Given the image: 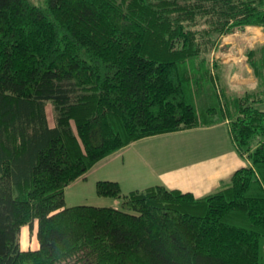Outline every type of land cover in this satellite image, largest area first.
<instances>
[{
	"label": "trees",
	"instance_id": "1",
	"mask_svg": "<svg viewBox=\"0 0 264 264\" xmlns=\"http://www.w3.org/2000/svg\"><path fill=\"white\" fill-rule=\"evenodd\" d=\"M247 26L264 0H0V264H264V43L241 94L212 57ZM220 123L247 164L216 192L101 180L120 208L65 205L127 145Z\"/></svg>",
	"mask_w": 264,
	"mask_h": 264
},
{
	"label": "rangeland",
	"instance_id": "2",
	"mask_svg": "<svg viewBox=\"0 0 264 264\" xmlns=\"http://www.w3.org/2000/svg\"><path fill=\"white\" fill-rule=\"evenodd\" d=\"M30 2L40 7H43L45 5V0H30ZM245 31L238 32L234 35L225 36V43L228 44V46H232L233 50H236L235 53L231 51L232 49L230 50L231 56L225 54V52H223V54L221 55L218 54V59H220V61L223 62L225 65H230L231 63H233L237 64V66H242L244 68V63H246V58L243 56L245 49L257 44L254 39L256 35H254V33H247ZM214 54L212 55V57H215ZM224 75L227 76V74L225 73ZM231 81L237 83L239 81L241 84H244L243 86H245V84L249 81V77L243 76L241 74V76H238V78L237 76H235V78H232ZM242 88L244 89L246 87ZM241 93H243V91L238 94ZM46 110L48 111V118L51 123L52 109L51 107H47ZM224 125L226 124L224 123ZM222 132L223 140L221 143H225L226 141H229L227 136L228 133L225 127L222 129ZM160 136H165L162 139L157 138L158 140L163 141L164 143H155V149L157 150V154L163 155L165 159L159 161L156 167L160 170L159 166L160 164H162L164 169H171L169 170V174L167 177L168 180H166L167 178H165V181H171L169 182V186L180 188L184 191L190 190L193 191L196 195H201L202 182L200 181L202 171H204V167H202V164L208 163L211 160L209 156H206L205 151L206 149H208L207 146L210 147L211 137H216V143L219 144L222 138L219 139V136L216 135L213 130H208L205 134L201 131H198L197 128L176 132L173 134H162ZM157 137H159V135H157ZM149 141L150 140L142 143L135 142L129 145V147L122 149V151L120 149L107 156L99 163H95L96 167H94V170H91L86 175V177L88 178L87 180H76L71 183L67 188H65V205L68 207L73 205L84 204L97 207L111 206L120 208V201L118 199L112 198L110 196H99L97 194L96 182L101 180L119 182L122 187V193H128L129 189L133 187L143 189L147 186L160 184L162 178H160V175L154 173L153 169H151L152 166L149 162V164H146L147 170L149 171H146L142 168V166H145V164L144 161L141 159V156H143L144 153H147L148 156V151L152 147H154V144ZM147 144L151 145L150 149L147 148ZM222 146L228 148L227 145H221V147ZM217 147H219V145H217ZM168 149H170L171 151H169ZM164 150H166L165 153H162V151ZM157 162L158 161H156V163ZM241 162L242 164L240 167H243L247 164V160L244 158H241ZM170 163H176L180 165L173 166ZM194 164H201L199 166H201L202 168L200 169V174L198 176L193 177L191 176V173L187 171L182 173L181 165L186 166V168L189 170H192ZM180 174L184 177H181ZM209 179H212L211 175L207 176L205 180ZM164 185L167 186L166 184ZM216 191L217 190H214L212 188L210 193H214ZM34 233V231L31 233L28 227H23L20 235V244L22 248H35L37 246Z\"/></svg>",
	"mask_w": 264,
	"mask_h": 264
},
{
	"label": "crops",
	"instance_id": "3",
	"mask_svg": "<svg viewBox=\"0 0 264 264\" xmlns=\"http://www.w3.org/2000/svg\"><path fill=\"white\" fill-rule=\"evenodd\" d=\"M243 31H245L247 33L248 32L249 33H254V35H256L254 39H255V42L257 44L264 43V33L262 32L260 27L247 26V27H245L244 30L236 31L235 33L230 34V35H234V34H236L238 32H243ZM226 36H228V35H226ZM224 39H225V36L222 37L221 43L218 45V48L215 51L214 55H215L216 59L219 58L218 54L221 55V54H223V52H225V54L231 56L230 50L232 49V46H228V44L225 43ZM231 51H233V53H235L236 50L232 49ZM243 56L246 58L245 55H243ZM218 60H220V59H218ZM224 62H225V60H224ZM245 62H246V60H245ZM220 63L223 66L225 65L221 61H220ZM224 68H225L224 73L227 74L226 77L228 78V82L230 84V87L231 88L233 87V89L237 88V92L238 93H240L241 91L244 90L242 87H246L247 88V87L253 85L255 83V81H256V79L252 75V70L249 68L247 63H244V68L242 66L241 67L237 66V64H233V63H231L230 65H225ZM241 74L243 76L249 77V81H248V83L245 84V86H243L244 84H241L239 81H238V83L234 82V81H231L232 78H235V76H237V78H238V76H241ZM224 127L227 130V133H228L227 136H228V140L229 141H226L225 143H221L222 140H223L222 129ZM199 128H197V130L201 131L202 133H205V134H206V131L213 130V132L216 135L219 136V139L222 138L220 140V144H219V143H216V140H217L216 137H211V139H210L211 140L210 147L207 146L208 149H206V151H205L206 156H209L211 160L208 163L202 164V167H204V171H202L201 181H200V182H202V186H201L202 187V194L201 195H196L193 191L189 190L190 192L194 193L196 196L200 197V196L209 194L212 188L214 190H219L220 188H222V186L224 185V182H227L228 179L230 178V176L232 175V173L241 166V164H242L241 158L242 157H240L238 155V153L236 152V150L234 148V145H233V142L231 140V137L229 135L228 129H227L226 125H224V123H220V124L213 125V126H210V127H199ZM190 130H192V129H190ZM174 133H176V132H174ZM169 134H173V133H169ZM163 137H165V136H160V135H159V137L152 136V137H147V138L135 141V142H137V143L141 142L142 143V142H146V141L150 140L149 142H152L154 144V147H152V148H151V145L147 144V148L148 149L151 148V149L148 151V156H147V153L146 154L144 153L143 156H141V159L144 161V164H145V166H142V168L145 169L146 171H149V170H147L146 164L150 163V165L152 166L151 169H153L154 173L160 175V178H162L161 181H160L161 183L160 184H156V185H164V184H166L167 186H169V182H171V181H165V178L168 177L169 170H171V169H164L162 164H160V166H159L160 170L156 167V165L159 163V161L165 159V157L163 155H158L157 154V150L155 149V143H164L163 141H160L157 138L162 139ZM135 142H133V143H135ZM133 143H131V144H133ZM131 144H129V145H131ZM129 145H127L124 148L129 147ZM217 145H219V147H217ZM221 145H227L228 148H225L223 146L221 147ZM124 148H122V149H124ZM122 149H121V151H122ZM140 150H144V149H140ZM168 150L171 151L170 149H168ZM165 151L166 150L162 151V153H165ZM156 161H158V162L156 163ZM96 164L93 167H91V169H89L88 172L85 173L84 176L78 178L77 180H80V179L87 180L88 178L86 177V175L91 170H94V167H96ZM171 165L177 166V165H180V164L172 163ZM199 165H201V164H199ZM199 165L194 164L192 170H189V169L186 168V166H182L181 165V171H182V173L187 171V172L191 173V176L195 177V176H198L200 174V169L202 167L199 166ZM150 174H153V173H150ZM175 174H177V173H175ZM181 174H180V176H181ZM210 175L212 176V179L205 180L206 177L210 176ZM181 177H184V176H181ZM99 180H101V179H99ZM166 180H168V178ZM119 185H120V183H119ZM151 186H153V185H151ZM120 187H121V185H120ZM133 188H135V189H133ZM133 188L129 189L128 192H130L132 190H138L137 187H133ZM168 188H173L174 189L175 187L169 186ZM175 189L181 190L180 188H175ZM121 191H122V187H121ZM182 191H184V190H182ZM22 229H21V231H22Z\"/></svg>",
	"mask_w": 264,
	"mask_h": 264
}]
</instances>
